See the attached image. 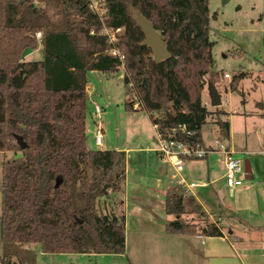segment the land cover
Wrapping results in <instances>:
<instances>
[{
	"label": "trees",
	"instance_id": "obj_1",
	"mask_svg": "<svg viewBox=\"0 0 264 264\" xmlns=\"http://www.w3.org/2000/svg\"><path fill=\"white\" fill-rule=\"evenodd\" d=\"M55 1L64 15L50 24L34 0H0V151L20 153L1 162L0 238L4 245L35 242L43 252L123 253L124 214L107 205L121 204L114 197L122 192L124 152L88 146L86 73L122 68L124 88L133 93L125 108L137 103L163 134L184 124L191 134L175 136L201 143L210 115L217 136L228 138L226 112L209 111L201 99L203 76L214 64L207 0H97L104 24L123 28L114 41L100 33L88 0ZM129 6L164 36L167 58L155 62L141 44ZM38 45L41 58L25 59ZM245 74L234 75L229 87L236 89ZM164 208L169 232L222 235L218 221L180 185L165 192ZM9 257L1 264H16Z\"/></svg>",
	"mask_w": 264,
	"mask_h": 264
},
{
	"label": "crops",
	"instance_id": "obj_2",
	"mask_svg": "<svg viewBox=\"0 0 264 264\" xmlns=\"http://www.w3.org/2000/svg\"><path fill=\"white\" fill-rule=\"evenodd\" d=\"M36 49L27 51L24 58ZM86 92L88 96V84ZM96 106H100L94 104V114L98 116L101 108L96 111ZM138 111L144 110L138 105L128 109L131 114L127 118L137 124L125 131L124 141L111 148L101 147L102 144L99 147L124 152L123 198L117 201L125 209L124 252L44 253L94 257L95 264H264V141L253 151L235 149L229 144L237 155L247 156L251 176L230 187L223 177L220 153L186 159L182 169L175 171L157 152L155 124L145 111L146 119L134 116ZM174 185L184 187L201 209L218 221L222 235L167 231L166 222L171 216L165 212L164 194ZM118 205L107 208L119 213Z\"/></svg>",
	"mask_w": 264,
	"mask_h": 264
},
{
	"label": "rangeland",
	"instance_id": "obj_3",
	"mask_svg": "<svg viewBox=\"0 0 264 264\" xmlns=\"http://www.w3.org/2000/svg\"><path fill=\"white\" fill-rule=\"evenodd\" d=\"M34 4L44 11L50 24L60 23L63 19L64 13L57 1L45 3L34 0ZM207 7L214 64L203 76L206 83L201 99L209 111L214 110L207 89L209 83L213 84L219 94V107L226 112L223 118L229 122L228 143L235 149L253 151L264 141V0H207ZM39 38L36 37L37 40ZM40 58L38 46L26 59ZM122 71V68L113 73L87 71L85 130L91 148L100 147L94 143L96 130L102 129L101 147L111 148L116 142L124 141L125 131L137 124L127 118L131 113L125 108L124 102L133 99V93L125 90ZM241 71L246 74L238 81L237 88L231 89V78ZM224 73L228 76L225 77ZM94 104L101 108L98 116L94 114ZM145 114L144 111H138L134 116L143 118ZM216 136L217 126L209 115L200 128L201 141L212 143ZM18 155L20 153L15 151H0V169L3 159ZM239 156L243 160L248 159L245 154L240 153ZM120 194L114 197L116 202ZM120 205L124 214L123 204ZM186 208L188 211L191 209L189 206ZM186 216L193 215L188 213ZM7 255L16 264H95L94 257L44 253L35 242L4 245L0 238V264Z\"/></svg>",
	"mask_w": 264,
	"mask_h": 264
},
{
	"label": "built area",
	"instance_id": "obj_4",
	"mask_svg": "<svg viewBox=\"0 0 264 264\" xmlns=\"http://www.w3.org/2000/svg\"><path fill=\"white\" fill-rule=\"evenodd\" d=\"M88 7L92 10L100 19L102 27L100 30L101 34L107 35L109 41H114L116 35L121 32L122 27L109 28L103 22L104 9L98 6L97 0H88ZM92 32V30H90ZM36 37H40V32L35 33ZM110 53L113 55H119L116 49H111ZM225 77L227 73L223 74ZM133 106H137L134 103ZM96 111H100V107H95ZM156 128V125H155ZM157 131L158 135V146L157 152L163 157L175 171H180L183 166V162L186 159H199L204 158L208 153H220L223 156V177L226 184L230 187L238 186L244 180L246 175L244 170V160L237 155L235 150L227 143L226 139L216 136L212 143L209 145H203L202 142L190 143L187 140L176 137V134L189 136L191 132L186 129L184 124H178L166 130L165 134ZM94 143L97 146L102 144V132L96 130L94 134Z\"/></svg>",
	"mask_w": 264,
	"mask_h": 264
},
{
	"label": "water",
	"instance_id": "obj_5",
	"mask_svg": "<svg viewBox=\"0 0 264 264\" xmlns=\"http://www.w3.org/2000/svg\"><path fill=\"white\" fill-rule=\"evenodd\" d=\"M129 9L131 10L133 18L135 19L137 25L143 33L141 44L149 47V49L151 50L152 59L155 62H158L167 58L169 56V51L165 46L164 36L154 28L153 24L145 16H143V14L139 10L135 9L132 6H129ZM38 11H40V8L38 9ZM207 89L210 97V105L212 107L220 106L221 102L219 94L217 93L213 84H208ZM16 140L21 148L26 147V143L21 139L20 136L17 135ZM244 170L246 173L244 178H251V176L249 175V162L247 160H244Z\"/></svg>",
	"mask_w": 264,
	"mask_h": 264
}]
</instances>
